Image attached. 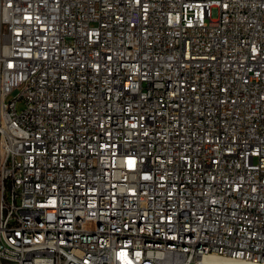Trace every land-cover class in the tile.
<instances>
[{"label": "built area", "instance_id": "built-area-1", "mask_svg": "<svg viewBox=\"0 0 264 264\" xmlns=\"http://www.w3.org/2000/svg\"><path fill=\"white\" fill-rule=\"evenodd\" d=\"M207 256L264 264V0H0V264Z\"/></svg>", "mask_w": 264, "mask_h": 264}, {"label": "bare ground", "instance_id": "bare-ground-1", "mask_svg": "<svg viewBox=\"0 0 264 264\" xmlns=\"http://www.w3.org/2000/svg\"><path fill=\"white\" fill-rule=\"evenodd\" d=\"M198 264H247V263L213 257V256H209V257L207 256Z\"/></svg>", "mask_w": 264, "mask_h": 264}, {"label": "rangeland", "instance_id": "rangeland-1", "mask_svg": "<svg viewBox=\"0 0 264 264\" xmlns=\"http://www.w3.org/2000/svg\"><path fill=\"white\" fill-rule=\"evenodd\" d=\"M22 107H23V104H22L21 102H18V103H17V108H18V110H20Z\"/></svg>", "mask_w": 264, "mask_h": 264}]
</instances>
